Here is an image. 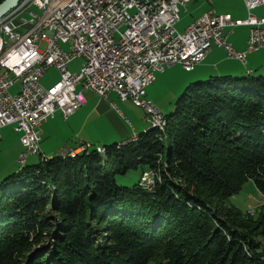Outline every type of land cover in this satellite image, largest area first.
I'll use <instances>...</instances> for the list:
<instances>
[{
    "label": "trees",
    "instance_id": "obj_1",
    "mask_svg": "<svg viewBox=\"0 0 264 264\" xmlns=\"http://www.w3.org/2000/svg\"><path fill=\"white\" fill-rule=\"evenodd\" d=\"M164 115L3 178L0 264H264V212L226 205L250 179L264 195V72L190 82ZM157 168L152 191L114 178Z\"/></svg>",
    "mask_w": 264,
    "mask_h": 264
},
{
    "label": "built area",
    "instance_id": "obj_2",
    "mask_svg": "<svg viewBox=\"0 0 264 264\" xmlns=\"http://www.w3.org/2000/svg\"><path fill=\"white\" fill-rule=\"evenodd\" d=\"M187 1L21 0L6 13L0 19V130L12 124L21 132L20 162L25 163L28 154L40 153L41 125L55 111L68 118L85 104L78 87L102 99L114 92L122 101L131 100L147 113L151 127L164 131L165 115L146 98L155 72L174 64L193 71L214 45L223 48L230 59L243 62L246 53L264 48V17L252 12L264 0H243L246 19L235 20L212 8L179 32V5ZM237 26L249 30L244 52L227 40ZM78 57L84 58V65L71 73L70 62ZM49 67L59 70L60 80L44 87L41 78ZM17 81L19 89L13 93L10 87ZM89 148L90 144L82 143L58 154L75 156ZM96 150L104 154V148ZM159 171H143L140 186L152 191Z\"/></svg>",
    "mask_w": 264,
    "mask_h": 264
},
{
    "label": "crops",
    "instance_id": "obj_3",
    "mask_svg": "<svg viewBox=\"0 0 264 264\" xmlns=\"http://www.w3.org/2000/svg\"><path fill=\"white\" fill-rule=\"evenodd\" d=\"M188 4L190 9V13L188 15L189 22L184 26L185 28H187L197 16L212 8L216 9L219 13L229 14L231 18L235 20H243L247 18L246 16L248 10L243 0H188L184 5H181V7H185L186 9ZM252 12L256 16L264 17V4L255 8ZM239 27L241 26H237L232 29V32L228 35L227 40L230 42V44H233L236 50L244 52L246 51V39L248 38L249 30L246 28L247 31L245 34L241 33L236 35L235 29ZM185 28H183V30ZM245 56V62L237 59H230L226 56L225 50L223 48L214 45L211 51L205 56L206 59H204L199 65L195 66L193 71H190L192 75L184 74L182 79V83H184L182 85H186L192 80L195 81L204 79L209 75L230 74L234 76H245L250 72L254 73L255 70L260 71L264 69V48L258 50L257 52L254 51L246 53ZM177 65L179 64H176V66ZM180 68L181 65H179V70ZM2 71L3 69L0 67V73ZM155 73L156 75L159 73L161 74H159L156 77V80L149 84L146 89V98L151 100L152 103L155 102V93H158L161 80H163L165 75L164 71H157ZM43 78L44 77L42 75L41 83ZM14 85L10 87V91L13 89ZM19 85L18 87L14 88V90H12V92L14 91L13 93L18 92ZM79 90L82 91L84 95L83 97L86 101L83 106L76 109L68 118H65L61 112L57 110L54 112V117H50L44 123H42L41 129H43V135L41 136V144L39 149L40 153L38 154L40 157L46 153L48 154L46 157H52V155L49 153H53L55 151L56 154H58L61 151L66 152L69 150H74L82 143L91 144L92 142H96L95 140H104L106 143H112V141H117L120 143L127 137L130 138V136L134 135L135 133L141 132L139 130L140 128H138L139 126L135 124L134 120L130 121L131 124L128 120L127 111H129L130 107L128 100H120L114 92L107 95L106 99H102L97 93L91 90L81 89L80 87ZM146 116L147 114L145 112L144 120L146 123H149L146 120ZM12 126L13 125L4 126L1 128V130H5L7 127L12 128ZM63 129L65 130V133L61 137L58 136ZM145 129H147V127L143 126L142 130ZM13 130H15L14 126ZM16 132L21 134L20 131L16 130ZM66 132H68L67 135ZM1 136L0 148L6 150V143L3 141L4 135L2 133ZM20 146H22V144ZM43 157L45 156L43 155Z\"/></svg>",
    "mask_w": 264,
    "mask_h": 264
},
{
    "label": "rangeland",
    "instance_id": "obj_4",
    "mask_svg": "<svg viewBox=\"0 0 264 264\" xmlns=\"http://www.w3.org/2000/svg\"><path fill=\"white\" fill-rule=\"evenodd\" d=\"M179 7H180V14H179L180 21L177 23L176 29L179 32H182L183 28H185L184 26L189 22L188 15L190 13V9H189V4L186 6V9H185V7H181V5H179ZM246 28H248V27L241 26L239 28H236L235 29L236 35L241 34V33L245 34V32L247 31ZM43 47H44V44H41L39 46V49L42 50ZM83 62H84L83 57L82 58L78 57V58L74 59L68 67L69 71L71 73L79 72V70H81L82 66L84 65ZM163 71L165 72V75H164L163 80H161V85H160V89H159L158 93H155L156 97H155V102H153V103H154V105H157L156 107L163 114H168V113L172 112L174 103L178 99L179 95H181V92H183V90L187 86V84L189 82H193L194 80L189 81L186 85L185 84L182 85L184 83V82L182 83V79L184 77V74L192 75V73L190 71L185 72V70H183L182 68H180V70H179V65L176 66V64L168 66L167 68L165 67L162 71H158V72H163ZM188 72H190V73H188ZM263 72H264V69H262L260 71L255 70L253 74L258 76L259 74H262ZM159 74H161V73H159ZM158 75H156V77ZM224 75H226V74H224ZM43 77L44 78L42 79L41 85L45 86V87L51 86L53 83H56L57 81L60 80L59 70L56 69L55 67H49L48 70L43 74ZM208 77H210V75ZM208 77H205L204 79L206 80V78H208ZM204 79H201V80H204ZM18 85H19V82L17 81V83H15L12 90H14V88L18 87ZM78 89H79V87H78ZM128 101L130 104L129 111H127V113H128L127 117H128L129 122L134 120L135 124L137 126H139L138 128H140L139 129L140 131H145V130H148L149 128H151V125H149V123H146V121L144 120L145 119L144 109L141 106L135 105L131 100H128ZM130 124H131V122H130ZM13 126H12V128L7 127L5 129L6 131L5 130L0 131V134L2 133L4 135L3 141H4V143H6V150L5 149L3 150L2 148H0V181H2L3 178H5L6 176H9L10 174L18 171L19 168L22 167L23 165L28 166V165L37 163V162L41 161V157H43V155L45 157L48 156L47 153L41 155V157L38 154H36V155L28 154V160H26L27 162L21 163L19 155L24 150L23 145L20 146L22 144L20 141V137H22V135L20 133L16 132V130H13ZM143 126L147 127V129L142 130ZM14 129H15V127H14ZM65 130H66V128H65ZM65 130L63 129L62 132H60L58 136L61 137L65 133ZM67 134H68V132H66V135ZM134 135H137V133H135ZM132 136H130V138L127 137L125 140L131 139ZM62 138H64V137H62ZM19 141H20V143H19ZM95 141L96 142H92V143L90 142L91 148H89L88 150H90L92 148L96 149L97 147L103 148L106 144H112L113 142L114 143L117 142V141H112V143H106V141H104V140H95ZM124 141H122V142H124ZM122 142H120V143H122ZM167 145H168V143L165 142V146H167ZM1 146H2V144H1ZM49 154L52 156L57 155L55 151L53 153H49ZM16 157H17V159H16ZM157 169H159V168H157ZM141 170L142 169L134 170L132 172L130 171L126 174H119V175L115 174L114 178L116 179L118 186H130V185L132 186L133 184L138 182L139 176L142 173ZM139 172H141V173L139 174ZM139 182H140V180H139ZM226 200H227L226 205L228 207H235L236 210L238 209L245 214L249 213V214H253L255 217H257L260 212H262V213L264 212V195L257 188V186H255L253 179L246 181L244 184V188L238 194L230 196ZM261 241L263 242V245H264V238L263 237L261 238Z\"/></svg>",
    "mask_w": 264,
    "mask_h": 264
},
{
    "label": "water",
    "instance_id": "obj_5",
    "mask_svg": "<svg viewBox=\"0 0 264 264\" xmlns=\"http://www.w3.org/2000/svg\"><path fill=\"white\" fill-rule=\"evenodd\" d=\"M21 0H2L0 3V19L19 5Z\"/></svg>",
    "mask_w": 264,
    "mask_h": 264
}]
</instances>
